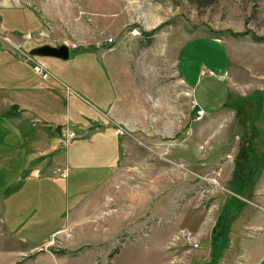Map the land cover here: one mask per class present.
I'll use <instances>...</instances> for the list:
<instances>
[{"label":"rangeland","instance_id":"1","mask_svg":"<svg viewBox=\"0 0 264 264\" xmlns=\"http://www.w3.org/2000/svg\"><path fill=\"white\" fill-rule=\"evenodd\" d=\"M0 25L67 44L65 60L33 55L55 75L86 68L97 92L96 74L111 80L121 144L116 166L50 172L62 195L43 206L19 177L46 171L32 124L0 108V264H264V0H0Z\"/></svg>","mask_w":264,"mask_h":264},{"label":"crops","instance_id":"2","mask_svg":"<svg viewBox=\"0 0 264 264\" xmlns=\"http://www.w3.org/2000/svg\"><path fill=\"white\" fill-rule=\"evenodd\" d=\"M10 6L19 10L28 7L19 4ZM0 31L6 39V50L0 51V108L15 122L32 124V131L25 139L30 140V149L38 154L39 159L34 162L35 156L28 162H34L35 167L39 166L46 171L29 169L24 172L22 169L19 177L24 198L42 201L44 206L54 194H59L60 198L62 195L53 180L47 177L52 171L45 169L46 162H57L56 168L66 172L68 169L66 179H69L70 168L113 167L118 163L121 154L120 131L109 117L115 102V89L111 80L103 79L101 72L96 74L102 81L101 92L93 87L87 89L86 86L90 85L93 78L86 68L70 73L61 71L62 74L57 75L49 72L46 78H42L34 67V62L40 60L37 61L29 53L41 44L36 40L32 43L23 40L25 37L8 34L1 25ZM40 32L45 34L44 29ZM40 62L44 63L43 60ZM46 63L55 64L52 60H46ZM79 91L87 92V98L82 97L85 100L77 95ZM77 105L82 106L85 112L82 113ZM70 132H74L73 137L81 141L70 144L69 152L64 157L63 149L66 141L71 138ZM71 150L74 151L72 154ZM53 187L58 190L55 191ZM19 188L18 183L12 187L13 190Z\"/></svg>","mask_w":264,"mask_h":264},{"label":"trees","instance_id":"3","mask_svg":"<svg viewBox=\"0 0 264 264\" xmlns=\"http://www.w3.org/2000/svg\"><path fill=\"white\" fill-rule=\"evenodd\" d=\"M253 38L256 41H257V39H260V40H263L264 41V38L261 39V38H256L254 36H253ZM226 104H227V100H226L225 105ZM259 105L260 104H256V107H258ZM191 116H193V113L191 114ZM237 116H238V114H237ZM252 120L253 119L251 118V127L253 129V125L254 124L252 123ZM245 151H246L245 155L249 157V161L251 160L250 162H255L254 159H253L254 158L253 157L254 151H253L250 143H249V146L245 149ZM232 174H233L232 179L234 177H237V180L236 181H231V184H233L232 189L234 190V192H236L237 194H239V195H241V196H243V197H245L247 199H251L252 198V189H251L252 180L247 179V172L245 170H243L242 173L241 172L236 173L235 172V168H234ZM251 175L249 177H251ZM215 258H217V256Z\"/></svg>","mask_w":264,"mask_h":264},{"label":"water","instance_id":"4","mask_svg":"<svg viewBox=\"0 0 264 264\" xmlns=\"http://www.w3.org/2000/svg\"><path fill=\"white\" fill-rule=\"evenodd\" d=\"M69 46L65 43L58 45L42 44L30 50V55L48 56L65 60L69 57ZM199 108L194 105L191 112L194 113Z\"/></svg>","mask_w":264,"mask_h":264},{"label":"built area","instance_id":"5","mask_svg":"<svg viewBox=\"0 0 264 264\" xmlns=\"http://www.w3.org/2000/svg\"><path fill=\"white\" fill-rule=\"evenodd\" d=\"M29 37V36H27ZM28 58H30V56H28ZM31 59V58H30ZM34 67L35 69L38 71V73L42 76V78H46L50 73L49 71L42 66L41 64L34 62ZM204 115V109H202L201 107H199L195 112H194V118L195 119H201ZM75 135L74 132H70L69 136L73 137ZM52 174L55 175L56 177L60 178V179H65L67 177V172L61 168H54L52 170Z\"/></svg>","mask_w":264,"mask_h":264}]
</instances>
